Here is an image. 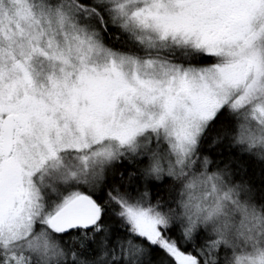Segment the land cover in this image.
I'll return each instance as SVG.
<instances>
[{"label":"rangeland","instance_id":"obj_1","mask_svg":"<svg viewBox=\"0 0 264 264\" xmlns=\"http://www.w3.org/2000/svg\"><path fill=\"white\" fill-rule=\"evenodd\" d=\"M109 1L148 47L186 46L218 63L193 67L114 53L62 4L0 0L4 256L47 254L46 231L66 186L94 188L122 154L149 156L158 174L182 172L225 105L245 115L242 138L264 149V0ZM9 115L14 148L6 156L1 138ZM45 192L59 193L51 199L52 212ZM79 195L63 194L62 205ZM234 197L218 179L202 177L190 183L186 213L192 223L201 219L224 234L237 231V237L225 236L228 246L240 245L237 264H264V217L246 210L236 227ZM129 217L137 234L178 264H199L162 237L156 214L139 208Z\"/></svg>","mask_w":264,"mask_h":264},{"label":"trees","instance_id":"obj_2","mask_svg":"<svg viewBox=\"0 0 264 264\" xmlns=\"http://www.w3.org/2000/svg\"><path fill=\"white\" fill-rule=\"evenodd\" d=\"M50 1L68 7L80 22L89 23L99 43L114 53L193 67L218 63L219 58L186 46L148 47L123 25L109 0ZM244 119L243 112L223 106L209 121L192 159L177 175L154 172L149 156L125 153L94 188L67 185L56 208L63 207V194L79 190L102 207L97 225L63 233L47 228L51 246L47 254L20 256L8 251V256L0 254V264H178L167 250L132 229L129 216L139 208L156 214L162 222V237L199 264H237L242 255L240 245L228 246L225 236L237 237L238 232L224 234L218 226L201 219L192 223L186 200L191 182L212 176L236 196L237 213L232 216L236 227L239 216L241 227L245 222L246 210L264 217V149L250 146L242 138ZM56 195L45 192V204L51 212L56 209L51 202Z\"/></svg>","mask_w":264,"mask_h":264},{"label":"water","instance_id":"obj_3","mask_svg":"<svg viewBox=\"0 0 264 264\" xmlns=\"http://www.w3.org/2000/svg\"><path fill=\"white\" fill-rule=\"evenodd\" d=\"M4 132L1 148L6 156H10L14 148L15 121L13 116L3 120ZM102 207L89 195L82 194L67 202L51 218L50 226L55 232L63 233L77 229H92L99 222Z\"/></svg>","mask_w":264,"mask_h":264}]
</instances>
